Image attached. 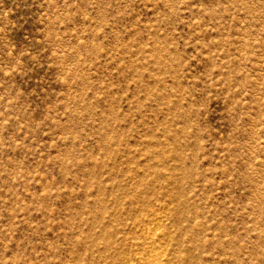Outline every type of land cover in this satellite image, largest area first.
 Returning a JSON list of instances; mask_svg holds the SVG:
<instances>
[{
    "label": "rangeland",
    "instance_id": "rangeland-1",
    "mask_svg": "<svg viewBox=\"0 0 264 264\" xmlns=\"http://www.w3.org/2000/svg\"><path fill=\"white\" fill-rule=\"evenodd\" d=\"M0 264H264V0H0Z\"/></svg>",
    "mask_w": 264,
    "mask_h": 264
}]
</instances>
